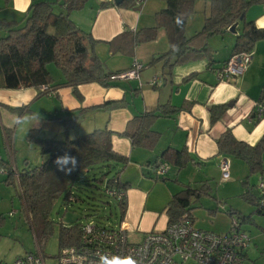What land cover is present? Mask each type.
Wrapping results in <instances>:
<instances>
[{
  "label": "crops",
  "instance_id": "1",
  "mask_svg": "<svg viewBox=\"0 0 264 264\" xmlns=\"http://www.w3.org/2000/svg\"><path fill=\"white\" fill-rule=\"evenodd\" d=\"M37 0H0V24L17 22V27L23 25L30 4ZM51 2L50 0H46ZM122 1V0H121ZM100 0H87L80 9L72 10L69 14L74 24L94 39L90 45L91 52L102 62L105 71H123L140 64L138 77L134 79H115L109 86L98 82L84 83L77 86V93L72 87H60L48 95L35 99L38 89L34 87L8 89L0 88V158L9 162L15 169H22L32 165L38 166L39 158L32 163L28 154H19L16 150L17 135H21L30 128L31 124L16 127L12 124L15 113L8 107H19L29 104L31 113H40L43 118L61 117L69 119L81 112L80 118L73 127L83 126L78 133H87L95 128L106 126L112 131L111 144L114 151L128 158L119 174L120 181L127 184L125 190L126 211L122 223L129 234H136L138 238L152 230H163L168 224L166 212L171 196L186 185L193 187L195 182L203 181L209 186V181L220 172V162L226 159L229 163V177L237 186L236 194L250 206L248 212L240 208L239 204L228 202L225 209H232L240 215H249L254 207L246 202L242 193L247 186L257 195L255 188L249 183L251 175L248 165L241 159L218 153L217 138L227 129L237 139L254 145L264 134V115L254 121L250 115L256 110L257 104L264 96V39L258 40L253 49L250 63L244 73L235 80H218L215 71L233 53L232 48L238 33H231V37L224 34V54L222 59H216L218 53V39L211 37L209 46L214 51V63L208 64L206 59H197L164 68L162 62L149 64L152 58L168 49L165 31L160 29L155 39L137 43L134 36L137 31L155 25L156 13L164 8L163 0H146L141 6L101 7ZM58 9L62 6L58 2ZM208 0H196L195 11L188 18L185 34L193 35L202 28L204 18L208 14ZM198 12L196 16L195 13ZM246 20L253 21L256 27L264 28V3L250 6L245 13ZM238 28V26L236 27ZM6 29L0 28V35ZM48 68V65H47ZM54 82L62 81L61 72L48 69ZM196 74L195 76H190ZM157 80L156 83L152 81ZM106 102H119L116 107H102ZM169 110L167 114L153 119L151 128L160 134L153 149L133 146L130 140L119 133L125 130L126 124L135 115L154 111L158 106ZM224 105L221 117L211 122L210 107ZM14 128L11 146L5 145V128ZM72 128V127H71ZM70 128V129H71ZM68 131V134L70 132ZM44 136H51V132H42ZM77 134L74 137H77ZM56 136H63L57 134ZM73 137V138H74ZM166 148L187 150L190 158L185 167L177 170L169 165L164 175L156 176L154 161ZM39 154V152H38ZM264 160V153H262ZM22 166L19 168L18 164ZM202 174L199 178V174ZM221 173V172H220ZM1 181L5 182L9 175L0 173ZM264 176V173H261ZM192 177V178H191ZM194 180L192 183V179ZM260 177V176H259ZM248 185H244V181ZM241 182V185H240ZM238 184V185H237ZM197 188V187H196ZM239 191V192H238ZM223 196L230 200L233 196L225 193ZM235 195V194H234ZM220 201L217 200L216 203ZM242 209V210H240ZM216 209H210V214ZM194 225L198 228H213L212 223L199 225L195 216L190 212ZM260 215V214H259ZM255 232H250L242 222V228L250 236V244L244 252L242 264H264V224L253 221ZM215 232H224L229 226V217L225 213L223 223ZM220 229V230H219Z\"/></svg>",
  "mask_w": 264,
  "mask_h": 264
},
{
  "label": "trees",
  "instance_id": "2",
  "mask_svg": "<svg viewBox=\"0 0 264 264\" xmlns=\"http://www.w3.org/2000/svg\"><path fill=\"white\" fill-rule=\"evenodd\" d=\"M86 1L55 0L62 6L59 12L54 11V2L33 1L22 26L17 27L18 23L12 21L0 24V28L6 29L5 34L0 35V88L34 87L39 90L35 96L37 99L60 87H72L77 93V86L80 84L98 82L103 86H109L115 82L111 76L122 71H105L102 62L90 50L94 39L89 33L79 29L69 16L72 10L82 8ZM163 1L165 6L156 13L155 25L140 29L134 36L135 42L142 43L155 39L158 30L165 31L168 49L152 58L149 64L161 61L164 68L170 69L175 64L203 58L212 65L215 62L214 51L209 46V39L223 36L235 23L238 26L236 28L238 33L232 48L233 54L250 51L258 40L264 39V28L256 27L253 21H248L245 17L250 6L264 3V0H208L209 10L202 28L191 36L185 34V26L195 11L196 0ZM133 5L134 0H122L119 4L115 1H102L100 6L133 7ZM48 64H53L61 72L62 81H53L47 68ZM43 86L46 88L42 89ZM259 102H264V96H260ZM119 105V102H106L102 107ZM29 106L24 104L8 109L16 115L30 114ZM224 108V105L210 107L212 123L221 117ZM81 112L69 119L43 118L38 127L28 130L26 140L37 146L42 160L40 165L18 170L11 163L0 159V166L4 167L9 175L5 182L15 180L17 175L22 209L40 250L41 244L52 231L51 212L59 198L66 203L76 202L80 199L81 192L88 188L99 190L100 195L111 198L105 192L106 186H116L124 191L127 188V184L120 181L119 174L128 158L113 150L112 131L104 126L74 138L68 136L69 129L80 118ZM167 112L169 110H163L160 105L154 111L135 115L119 135L128 138L133 146L153 149L160 134L151 128L152 121ZM262 115L264 111L260 116ZM260 116L256 110L250 115L254 121ZM14 128L4 130L6 147L11 146ZM42 132H51L54 136H42ZM60 133L63 136L57 138L55 135ZM216 143L218 153L243 160L251 174L264 173L262 160L264 134L256 144L250 145L237 140L231 130L227 129L217 138ZM62 157L63 159L58 160ZM189 160L185 148H166L153 164L154 169L162 163H167L180 170ZM243 183L248 185L246 180ZM247 187L242 197L254 207V212L240 215L232 209H225L230 214H236L241 222H253L254 213L264 215V206L259 204V191L257 190L255 195L251 187ZM207 194L209 186L205 184L200 188L186 185L184 189L173 194L166 209L168 223L176 222L185 212L190 214L191 201ZM116 204L120 223L127 207L126 198ZM79 225L80 223L59 225V249L77 242L80 234Z\"/></svg>",
  "mask_w": 264,
  "mask_h": 264
},
{
  "label": "built area",
  "instance_id": "3",
  "mask_svg": "<svg viewBox=\"0 0 264 264\" xmlns=\"http://www.w3.org/2000/svg\"><path fill=\"white\" fill-rule=\"evenodd\" d=\"M113 2L114 0H100ZM146 0H134V5L141 6ZM252 50L232 54L215 71L218 80L233 81L241 76L248 67ZM140 64L118 74L112 79H134L138 77ZM157 80L152 81L156 83ZM43 86L42 89H45ZM260 116L264 107L256 106ZM8 148V146H7ZM1 159V158H0ZM222 179L229 177V163L221 160L219 165ZM169 169L167 163L155 167L154 172L164 175ZM7 170L0 166V173ZM18 184L17 175H15ZM260 206H264V176L257 182ZM18 190L21 189L18 186ZM105 192L117 203L125 197V191L113 187H105ZM221 208H224L221 205ZM225 213L229 217L228 229L224 232H215L198 228L194 225L191 215L183 213L179 220L168 223L163 230L146 232L138 241H130L127 228L122 223L110 226L93 220H87L79 225L80 234L76 243L63 246L56 255V264H99L102 255L134 257L138 264H242L244 252L250 244L249 234L242 228V222L236 214ZM0 264H47L45 256L37 245L34 252L24 253L9 262L0 261Z\"/></svg>",
  "mask_w": 264,
  "mask_h": 264
},
{
  "label": "rangeland",
  "instance_id": "4",
  "mask_svg": "<svg viewBox=\"0 0 264 264\" xmlns=\"http://www.w3.org/2000/svg\"><path fill=\"white\" fill-rule=\"evenodd\" d=\"M54 2V11L59 12L58 4H55V0H50ZM198 15V12L195 13ZM227 37H231V33L226 32ZM218 39V46L220 47L218 53L216 52V59H222L224 54V35L216 36ZM48 69L60 73V71L53 65L48 64ZM83 126L72 127L68 134L69 137H74L78 133V130H82ZM26 131L21 135H17L16 138V150L19 154L25 153L31 157L32 163L35 164V160L39 158L38 148L33 143H29L26 140ZM42 136H44L42 134ZM51 136H54L52 134ZM49 136V137H51ZM56 136V135H55ZM59 138V136H56ZM230 161V160H228ZM21 163L18 164L20 168ZM31 166H35L32 165ZM221 172V171H220ZM218 173L213 179L209 181L210 185V196H203L198 199H194L191 202V212L195 216V220L199 225L201 222L204 224H209L213 221L212 226L215 230L220 228L219 224L224 222L225 219V208H221V204L226 206L229 205L228 202L233 201V204H239L240 208L245 207L243 213L248 212L250 206L247 205L240 197L237 195V186L228 179H222L221 173ZM202 174L200 173L197 177L199 178ZM261 177V173H259ZM258 174L251 175L249 178V183L255 188L260 177ZM192 179V183L194 180ZM192 178V177H191ZM206 182V181H205ZM203 181L195 182L193 187L200 188L203 184H207ZM238 185V184H237ZM241 185V182H240ZM257 189V187H256ZM99 190H94L88 188L81 192L80 199L76 202L66 203L62 198H59L51 212L52 231L47 236L46 240L41 244V251L45 256L47 264H56V255L59 251L58 242V228L60 224L69 226L75 223H83L87 220H93L96 222H101L104 225L115 226L118 225L119 210L117 204L113 198L106 197L99 194ZM239 192V191H238ZM225 193H230L233 196L228 199L223 196ZM235 194V195H234ZM219 200V203L216 201ZM210 209H216L214 213L210 214ZM0 215L2 219L0 220V261L9 262L15 257L22 255L26 252H34L37 249V243L35 241L32 229L26 219V215L22 209L21 200L18 195V188L16 181L9 180L8 182L1 181L0 176ZM252 220L257 223L264 224V215L252 214ZM253 222H246V228L252 233L255 232V227ZM197 226V225H196ZM210 228L211 230H214ZM220 230V229H219ZM130 241H138V236L136 234H129ZM264 247V244H262Z\"/></svg>",
  "mask_w": 264,
  "mask_h": 264
},
{
  "label": "clouds",
  "instance_id": "5",
  "mask_svg": "<svg viewBox=\"0 0 264 264\" xmlns=\"http://www.w3.org/2000/svg\"><path fill=\"white\" fill-rule=\"evenodd\" d=\"M42 121L43 117L40 113L17 114L15 115L12 124L16 127H22L26 124H31L32 128H34L38 127ZM59 159H63V157L58 158V160ZM99 264H138V262L131 255H112L111 257L102 255L99 258Z\"/></svg>",
  "mask_w": 264,
  "mask_h": 264
},
{
  "label": "water",
  "instance_id": "6",
  "mask_svg": "<svg viewBox=\"0 0 264 264\" xmlns=\"http://www.w3.org/2000/svg\"><path fill=\"white\" fill-rule=\"evenodd\" d=\"M114 1L116 4H119L121 2V0H114ZM241 18H242V16H241ZM236 27H237V23H235L234 25L229 27L228 31L231 33H236L237 32Z\"/></svg>",
  "mask_w": 264,
  "mask_h": 264
}]
</instances>
